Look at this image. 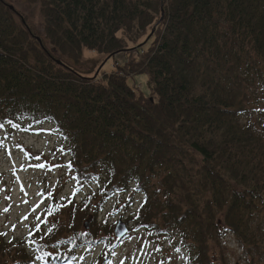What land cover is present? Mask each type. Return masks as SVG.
Wrapping results in <instances>:
<instances>
[{
  "label": "trees",
  "instance_id": "16d2710c",
  "mask_svg": "<svg viewBox=\"0 0 264 264\" xmlns=\"http://www.w3.org/2000/svg\"><path fill=\"white\" fill-rule=\"evenodd\" d=\"M27 2L40 6L46 40L62 58L139 56L103 82L87 78L0 0V132L51 125L77 183L102 181L81 207L55 200L53 228L32 231L39 254L55 250L46 262H61L64 254L51 255L67 246L97 245L95 226L80 232L84 219L97 222L131 186L143 197L137 226L176 232L191 246L190 264H214L210 243L223 229L247 246L249 219L264 210V134L243 120L264 78V0ZM137 75L147 76L148 96L128 84ZM5 242L0 235V264H27L23 250L7 259Z\"/></svg>",
  "mask_w": 264,
  "mask_h": 264
},
{
  "label": "rangeland",
  "instance_id": "374dc122",
  "mask_svg": "<svg viewBox=\"0 0 264 264\" xmlns=\"http://www.w3.org/2000/svg\"><path fill=\"white\" fill-rule=\"evenodd\" d=\"M3 1L20 13L25 21L24 25L38 35L49 52L87 78H98L103 82L104 77L113 75L137 58L135 50L114 57L84 50L82 61L77 65L72 60L57 54L46 40L44 19L39 5L29 4L27 0ZM21 17L15 14L16 20L20 23ZM119 36L122 34L120 33ZM145 40L144 38L142 41ZM129 47L133 49L132 44ZM128 84L137 87L146 96L151 90L146 75L129 78ZM258 88L259 92L250 94L252 95L249 102L250 112L244 115L243 120L247 125L260 129L264 134V78ZM60 149L63 151H59ZM69 163L66 149L51 126L32 131L16 127L0 132V233H6L1 235L7 238L5 243L16 240L4 251L7 259L11 254L20 255V251L23 250L27 264H44L48 253L55 252L49 249L39 254L31 237L25 242L29 228L28 226L25 228L22 220H26L29 217L27 214L33 211L31 204L34 206L47 202L51 207L55 200L75 198L73 193L77 190V181ZM153 181L156 184L161 182L159 176ZM97 182L98 184L92 185L95 192H99V183L102 181L98 179ZM90 191H92L91 187L86 188L85 196ZM83 198L87 197H78L75 204L83 206ZM98 203L96 202V206ZM69 204L71 202L67 201L62 203L61 207ZM142 204L143 199L138 198L136 202L131 194L114 196L103 205L97 222L91 214L89 218L84 219L80 228L83 235L90 233L94 226L98 229L95 240L97 246L90 250L87 246L79 247L75 256L73 253L69 254L71 248L67 246L54 255L59 253L66 255L69 257L68 264H190L191 246L176 232L167 233L164 227L158 232L137 226V212ZM47 212H49L48 208L43 210L42 214L39 212V217L42 218L41 226L47 229L41 227L37 229L43 230V233H48L53 228L52 223L57 218L48 217ZM67 212L69 211L66 210L62 221L70 216L71 213L68 215ZM249 222L251 233L247 246L230 231L224 229L221 235L215 236L210 243V257L214 264H264V210L255 213L250 217ZM87 225H89L88 230ZM120 225L127 229V234L121 240L115 236ZM70 257H74L73 260H70Z\"/></svg>",
  "mask_w": 264,
  "mask_h": 264
},
{
  "label": "bare ground",
  "instance_id": "6f19581e",
  "mask_svg": "<svg viewBox=\"0 0 264 264\" xmlns=\"http://www.w3.org/2000/svg\"><path fill=\"white\" fill-rule=\"evenodd\" d=\"M13 8V7H12ZM12 10V9H11ZM12 11H14V12H16L15 10H14V8H13V10ZM22 19V18H21ZM44 19V18H43ZM22 22H23V24H25L24 23V21L22 20ZM44 25H45V22H44ZM39 41H40V43L42 44V40L41 39H39ZM47 127L48 126H51V125H46ZM52 127V126H51ZM55 130V129H54ZM59 136V135H58ZM66 149V148H65ZM66 153H67V151H66ZM67 156H68V158H69V162L71 161V158H70V156L67 154ZM70 164V163H69ZM95 184V183H94ZM96 184H98V182L96 183ZM95 184V185H96ZM102 186V183H99V189L101 190V187ZM88 187H91L92 188V191H90V193L87 195V196H85V190H86V188H88ZM77 190H76V192L75 193H73L74 195H75V198H73L74 200L75 199H78V197H89L90 195H96V194H98L99 192H95V190H94V188H93V186L92 185H88V184H79V183H77ZM126 194H131V195H135L136 197H138V198H141V199H143V197H142V195L140 194V193H138L136 190H135V187L134 186H131V188L129 189V191L127 192V193H125V195ZM67 200V199H66ZM69 203V202H68ZM43 205V206H42ZM70 205V204H69ZM31 207H32V209H33V211L31 212V214H30V216H29V218H27L26 220H22V224L23 225H25V228H26V226H28V228H29V230H28V233L25 235L26 236V240H24L25 242L26 241H28V237L27 236H29L31 233H32V231L33 230H36L37 228H40V227H42L41 225H42V218H39L37 215H36V213L35 212H38V210L40 209V210H45V209H47V208H49L50 206H49V204L46 202V203H43V204H41V205H38L37 207H36V211H35V207L31 204L30 205ZM43 207H45V209H43ZM52 225H53V223H52ZM41 229H47V227H44V228H41ZM50 230V229H49ZM48 230V231H49ZM43 231V230H42ZM48 234V233H47ZM47 234H45V235H47ZM116 236V235H115ZM125 237V236H124ZM5 238V237H4ZM117 238V237H116ZM7 238H5V241L7 242V240H6ZM15 239V238H14ZM117 239H119V238H117ZM123 239V238H122ZM121 240V239H120ZM16 240H12L11 242H12V244L15 242ZM8 243H10V242H8ZM11 244V245H12ZM95 246H97V245H95ZM95 246H91V247H88L89 248V250L90 249H92V248H94ZM56 252H58V251H56ZM73 253V255L75 256V255H77V250H75V251H72V249H71V251H70V253L69 254H72ZM53 256H55L54 255V253L51 255V258H53ZM58 258V260L59 261H61V262H56L57 260L55 259V258H53V259H55V260H53V259H51V260H53V261H55V263H65V264H68L69 263V261H68V258L69 257H67L66 255H64V259H62V257L59 255V257H57ZM73 258L74 257H70V260L72 259L73 260ZM49 261V262H47V264H50L52 261ZM75 260V259H74ZM45 264V263H44ZM53 264V263H52Z\"/></svg>",
  "mask_w": 264,
  "mask_h": 264
},
{
  "label": "water",
  "instance_id": "95a60500",
  "mask_svg": "<svg viewBox=\"0 0 264 264\" xmlns=\"http://www.w3.org/2000/svg\"><path fill=\"white\" fill-rule=\"evenodd\" d=\"M86 228L88 230L89 225H87ZM126 234H127V229H125V227H123L122 225H120L115 232L116 237L119 239H122Z\"/></svg>",
  "mask_w": 264,
  "mask_h": 264
},
{
  "label": "snow or ice",
  "instance_id": "6c2138e0",
  "mask_svg": "<svg viewBox=\"0 0 264 264\" xmlns=\"http://www.w3.org/2000/svg\"><path fill=\"white\" fill-rule=\"evenodd\" d=\"M0 127H2V125H0ZM59 151H63V149H60ZM0 235H6V233H0ZM11 243V241H9Z\"/></svg>",
  "mask_w": 264,
  "mask_h": 264
}]
</instances>
